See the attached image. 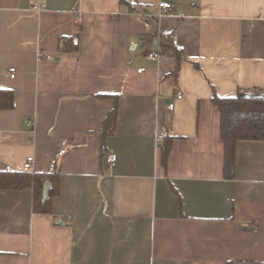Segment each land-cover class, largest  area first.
Returning <instances> with one entry per match:
<instances>
[{
	"label": "crops",
	"instance_id": "0c3cea01",
	"mask_svg": "<svg viewBox=\"0 0 264 264\" xmlns=\"http://www.w3.org/2000/svg\"><path fill=\"white\" fill-rule=\"evenodd\" d=\"M0 87V171L59 176L51 213L0 191V264H264V142L240 141L227 179L211 101L264 95V0H0Z\"/></svg>",
	"mask_w": 264,
	"mask_h": 264
},
{
	"label": "trees",
	"instance_id": "16d2710c",
	"mask_svg": "<svg viewBox=\"0 0 264 264\" xmlns=\"http://www.w3.org/2000/svg\"><path fill=\"white\" fill-rule=\"evenodd\" d=\"M165 53L177 56L180 61L182 52L171 50L170 35H163L160 41ZM178 71V70H177ZM176 71V72H177ZM261 97H221L213 94L211 101L220 112V132L224 143V175L233 179L236 175V151L240 141L264 142V95ZM100 97L114 100V106L105 117L100 131L103 147L115 133L119 117L120 95H101ZM15 107V95L12 89L0 87V110H11ZM175 136L168 131L164 133L159 143L161 162L166 167ZM51 184L48 198L43 200L44 185ZM59 176L52 172L46 175L31 174L27 171H0V191H21L32 189L34 194L33 209L36 213H51V201L58 194Z\"/></svg>",
	"mask_w": 264,
	"mask_h": 264
},
{
	"label": "built area",
	"instance_id": "2783aa9c",
	"mask_svg": "<svg viewBox=\"0 0 264 264\" xmlns=\"http://www.w3.org/2000/svg\"><path fill=\"white\" fill-rule=\"evenodd\" d=\"M160 8L162 9V12H160L159 14V17H162L164 15H166L167 13H170L172 11V5L170 3H167V2H164V3H161L160 4ZM142 17V15H140ZM145 27L148 28L149 27V23L147 21H145ZM172 41H173V44H177V39H175L174 37H172ZM161 56V54L159 52H151L149 54V58L151 59H156V58H159ZM38 57L39 58H50L49 55L45 56L42 52H40L38 54ZM141 71V70H140ZM10 72V76L12 78L15 77L16 73H17V70L16 68H11L9 70ZM177 98L181 99L182 98V95L181 93H178L177 94ZM174 108V104L173 103H169L168 104V109L169 110H173ZM116 159H117V156L116 154L114 153H111L107 156V162H108V167H112L115 162H116ZM33 162H34V157L30 156L27 158L26 162L24 163V169L27 171V172H30L31 174L33 173L32 172V166H33ZM50 172H54L55 171V164H51L50 166V169H49ZM34 174V173H33Z\"/></svg>",
	"mask_w": 264,
	"mask_h": 264
},
{
	"label": "water",
	"instance_id": "95a60500",
	"mask_svg": "<svg viewBox=\"0 0 264 264\" xmlns=\"http://www.w3.org/2000/svg\"><path fill=\"white\" fill-rule=\"evenodd\" d=\"M241 97H255V98H258V97H261V94L259 93H256V94H240ZM51 187V184L49 182H46L45 185H44V191H43V200L45 201L47 198H48V192H49V189Z\"/></svg>",
	"mask_w": 264,
	"mask_h": 264
}]
</instances>
